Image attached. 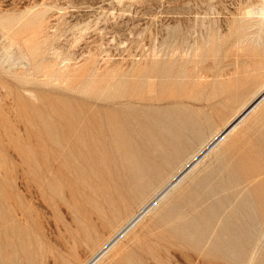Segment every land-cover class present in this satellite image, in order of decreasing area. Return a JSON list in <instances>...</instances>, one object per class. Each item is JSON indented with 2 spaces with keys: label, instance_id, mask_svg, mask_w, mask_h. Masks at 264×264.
Masks as SVG:
<instances>
[{
  "label": "rangeland",
  "instance_id": "1",
  "mask_svg": "<svg viewBox=\"0 0 264 264\" xmlns=\"http://www.w3.org/2000/svg\"><path fill=\"white\" fill-rule=\"evenodd\" d=\"M263 14L264 0H0V264L90 260L264 88ZM261 102L94 264H264ZM148 163L75 244L98 187Z\"/></svg>",
  "mask_w": 264,
  "mask_h": 264
},
{
  "label": "bare ground",
  "instance_id": "2",
  "mask_svg": "<svg viewBox=\"0 0 264 264\" xmlns=\"http://www.w3.org/2000/svg\"><path fill=\"white\" fill-rule=\"evenodd\" d=\"M32 53H35V51H32L31 54ZM263 99L264 88L260 90L257 94H255V97L251 100V102L247 106L243 107L242 111L237 114L234 119L226 123L223 129L217 131L215 135L212 134L213 136L210 139L208 138L209 140L207 142H204V144L201 145V147L195 153L193 152L194 154L191 153L192 155L183 164H181L178 169L174 171L168 181L166 180V184L156 189L153 193V196L149 197L148 199H145L146 201L144 200L145 202L141 205L139 210H137L133 214L131 213L129 216L125 217L122 221H120V223H118L116 227L113 228L112 233L92 255L90 260L86 261L84 264H94L99 259H101V257L105 256L127 231H129L133 227H136L135 225L141 220L143 216H145L147 213H150V211L156 205H158L165 197L168 196L167 194L171 190H175V188L179 186V184L192 172L193 169H195V167H197L198 164H200L201 160L205 158V156L208 155L215 146H217L229 135H231V133H233V131L237 129V126L242 123L243 119L249 113H253V110L259 105V103ZM58 140L59 139H56L54 142L59 143ZM34 156L42 161L44 160L42 153H36L34 154ZM151 171L152 166L148 163L144 167H140L139 169H137V172L135 174H124L117 180L113 181V184H102L100 187H98V196L100 199L98 201L93 202V204H90V206L82 208L81 210L83 221L81 225L77 228L76 235L74 238L75 244L89 239L91 237V234L95 231V225L99 223H104L105 220L108 219L111 215L117 213V211L120 209V206L127 199V196L130 195V192H133L135 191V189L139 188V185L146 180L145 174L147 172L150 173ZM45 264H55V262L51 259L47 260Z\"/></svg>",
  "mask_w": 264,
  "mask_h": 264
}]
</instances>
